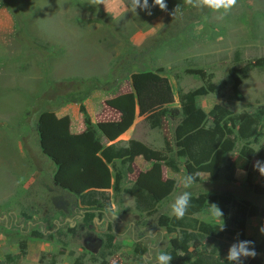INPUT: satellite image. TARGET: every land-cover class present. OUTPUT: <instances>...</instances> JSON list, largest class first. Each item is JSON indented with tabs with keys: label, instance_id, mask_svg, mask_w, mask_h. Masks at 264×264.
Masks as SVG:
<instances>
[{
	"label": "rangeland",
	"instance_id": "1",
	"mask_svg": "<svg viewBox=\"0 0 264 264\" xmlns=\"http://www.w3.org/2000/svg\"><path fill=\"white\" fill-rule=\"evenodd\" d=\"M0 3V264H156L154 258L169 254L170 239L179 234L159 227L158 218L174 216L171 205L183 191L215 195L186 219L225 228L221 237L200 238L202 254L218 244L220 259L230 264L231 245L259 243L264 195L255 193L246 178L249 174L252 186L261 185L254 164L263 165L259 154H264V111L255 137L238 141L226 156V164H236L233 182L225 179L224 171L200 173L185 189L184 159L176 155L174 132L183 118L179 95L200 87H213L196 98L207 126L213 124L209 112L216 105L239 117L264 109V70L250 66L264 58V0H238L222 20L186 0H165L167 11L153 7L151 15L133 11L130 0ZM137 73L167 78L173 102L160 109L161 122L155 127L135 107L131 125L109 140L98 125L120 120L110 101L135 95L132 75ZM234 79L240 81L236 92ZM76 80H95L103 87L82 102L56 109L55 118L68 119L69 134L82 133L83 107L101 146L127 154L106 163L109 187L92 190L101 196L94 210L81 202L91 191L76 194L54 185L56 168L42 154L39 141L41 135L57 131L45 113L33 115L44 99L74 88ZM136 143L163 160L137 154ZM243 147L249 151L247 159L239 154ZM170 159L177 170L166 166ZM156 166L161 198L151 213L139 212L127 191ZM220 195L230 196L225 209L217 199ZM212 204L223 211V220L212 215ZM238 204L247 213L257 206L261 215L246 214L242 227L241 219L231 220ZM86 212L92 214L89 222ZM256 257L264 264L263 254ZM252 259L241 258L239 264Z\"/></svg>",
	"mask_w": 264,
	"mask_h": 264
},
{
	"label": "trees",
	"instance_id": "2",
	"mask_svg": "<svg viewBox=\"0 0 264 264\" xmlns=\"http://www.w3.org/2000/svg\"><path fill=\"white\" fill-rule=\"evenodd\" d=\"M250 66L264 70V58L255 60ZM234 80L233 90L236 92L240 81ZM74 83L76 84L74 88L55 95L52 100L44 99L33 115L37 118L39 114L45 113L49 126L57 131L53 135H41L39 141L42 154L49 158L56 168L53 179L54 185L76 194L86 190L91 191L88 196H81V202L94 210L98 206L97 197L101 198V196L100 193H95L92 190L109 187V173L106 163H111L114 159H120L127 154L123 149H114L110 146L103 148L101 146L90 118L83 107H81V112L84 115L83 121L86 130L82 133L69 134L68 119L55 118L54 111L56 109L66 103L82 102L91 92L103 87L95 80L82 82L76 80ZM132 87L134 96L125 95L110 101L111 105L120 113V120L98 125L109 140H114L131 125L135 107L138 108L139 116H144L151 126L155 127L161 122L160 109L173 102V91L169 81L159 74H133ZM208 89L213 90V87L208 86L207 89L200 87L179 95L183 118L174 132L176 155L184 159L185 174L186 176L192 175L194 183L197 182L200 173L216 175L222 171L226 173L225 179L233 182L236 164L234 162L226 164V156L235 150L238 141L247 143L252 137H255L264 109L239 117L232 115L224 107L216 105L209 112L213 124L207 126L205 113L197 106L196 98L207 94ZM134 145L137 154L143 155L145 158H152L153 156V159L163 160L160 159L159 153L152 152L141 144L136 143ZM248 152L243 147L239 154L242 159H247ZM259 155L264 165V154L260 153ZM166 166L174 171L178 168V164L172 159L166 162ZM157 168L156 166L153 172L146 174L147 176H141L142 178L134 184V187L127 191L133 197L135 208L139 212L151 213L161 198L156 187L159 184ZM128 171H131L130 167ZM260 179L261 185L252 186L248 174L246 182L248 186L254 189L255 193L264 195V176H261ZM208 197H215V195H191L190 206L181 219H177L175 216L169 218L165 215L158 218L159 227L169 228L171 231L175 229L179 233L170 239L168 251L169 255L172 256L171 264H228L227 261L220 259L217 249L221 246L218 244L213 246L208 254L200 252V238L203 236L213 239L221 237L225 228L186 219V216L204 209ZM217 199L224 209V205L226 206L231 202L230 196L227 195H220ZM236 206V211L231 220L233 222L241 219L242 227L246 214L250 216L261 215L257 206H250L248 213L242 204ZM91 218L92 214L86 212L85 222H89ZM261 225L264 229V215H262ZM239 238L241 241L245 239L243 232H239ZM250 247L257 253L264 255V231H261L259 243L250 245ZM259 262L260 259L256 257L249 264H259Z\"/></svg>",
	"mask_w": 264,
	"mask_h": 264
},
{
	"label": "clouds",
	"instance_id": "3",
	"mask_svg": "<svg viewBox=\"0 0 264 264\" xmlns=\"http://www.w3.org/2000/svg\"><path fill=\"white\" fill-rule=\"evenodd\" d=\"M95 2L99 3L101 0H95ZM186 2L195 8H207L213 14H216L215 18L217 20H222L226 14L230 13L232 9L237 6L238 0H186ZM130 7L135 12L137 9H140L141 11H146L148 15H151V9L153 7H158L161 11H167L168 5L165 3V0H153L152 5H149L148 0H130ZM254 167L258 169L262 176H264V165H262L260 161H257L254 164ZM182 183L184 188L188 189L194 183V177L192 175L185 176ZM190 202L191 192L183 191L176 197L171 205L172 214L177 219L183 218L190 206ZM210 206L212 215L217 219H222L224 215L223 211L216 204ZM261 231H264V229ZM250 245H254V242L244 240L231 245L227 255V260L230 264H232V262H237V264H239L241 258H255L257 252L255 250L249 251ZM154 259L156 264H171L172 256L161 252Z\"/></svg>",
	"mask_w": 264,
	"mask_h": 264
},
{
	"label": "crops",
	"instance_id": "4",
	"mask_svg": "<svg viewBox=\"0 0 264 264\" xmlns=\"http://www.w3.org/2000/svg\"><path fill=\"white\" fill-rule=\"evenodd\" d=\"M172 239V238H171Z\"/></svg>",
	"mask_w": 264,
	"mask_h": 264
}]
</instances>
